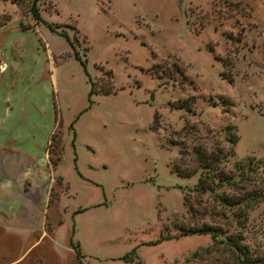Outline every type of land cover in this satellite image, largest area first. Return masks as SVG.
Instances as JSON below:
<instances>
[{"label": "rangeland", "instance_id": "374dc122", "mask_svg": "<svg viewBox=\"0 0 264 264\" xmlns=\"http://www.w3.org/2000/svg\"><path fill=\"white\" fill-rule=\"evenodd\" d=\"M29 4L0 0V152L39 156L48 184L0 198V264H234L178 230L203 224L264 255V0ZM243 190L240 225L214 193Z\"/></svg>", "mask_w": 264, "mask_h": 264}, {"label": "trees", "instance_id": "16d2710c", "mask_svg": "<svg viewBox=\"0 0 264 264\" xmlns=\"http://www.w3.org/2000/svg\"><path fill=\"white\" fill-rule=\"evenodd\" d=\"M35 1L36 0H30V4L28 7V11L30 14V17L36 22L38 21H43V19L40 17L38 10L36 8L35 5ZM4 23V21L0 22V25ZM46 23V22H45ZM48 29L50 30H54L53 27L49 24H47ZM77 57V56H76ZM91 91V90H90ZM72 122V121H71ZM71 122L68 124V127L71 128ZM54 134L52 133L49 139V143L47 146V156H48V162L50 165H54L57 158H58V154H59V149L58 151H54L53 149V145H54ZM226 141L229 144V153H232V149H233V145L236 141V136L234 133L230 132V135H228V137L226 138ZM226 152V151H225ZM54 154V155H52ZM198 157L199 159L203 158L202 153H198ZM247 159H250V157H247ZM246 162V161H244ZM244 162H238L237 165L239 167L242 166V164ZM236 165V166H237ZM208 166H212L211 164ZM212 168V167H211ZM180 175H190L189 173H178ZM203 178L208 179V181H211L212 179L210 178V176L208 174H203ZM203 182V179L201 176H198L196 179V189L197 190H205L207 189L208 191H211V186H204L201 183ZM227 183V184H234L236 182H234V180L231 177H226L223 176L222 178L220 177V179L216 180V185H220L221 183ZM217 199H219L220 202H222V204L226 205V207L229 208H236L238 209V211L236 213H234V211H232V213H234V217L238 216L236 218V222H238V224L242 225V222L244 221V217L246 214L247 209L252 205V203L254 202V200L260 195L258 192H256V190H252V191H246L243 190L240 192V195L235 196V197H227L225 196H221L219 194H215ZM178 230L180 231V235L183 234H191V233H209L211 238L214 239L215 242H219V243H223L224 247H225V251L226 253H228L232 259V262L234 264H264V255H255L251 252V250L245 245V243H243L242 239V235L240 231H236L234 233L231 234H226L225 236H223L222 238H217V235L221 233L220 230L216 229L215 227H212L210 225L207 224H203L202 226H198V227H190V228H185L182 226H178ZM171 236L169 235H161L160 239L163 238H170ZM157 240H153L150 241L148 243H155ZM69 245L73 250L74 256L77 260H79V257H81V254L79 253L78 250V246L77 243H73L69 237ZM195 252H192V255H194ZM128 252H125L121 257L124 260H131V257L128 256Z\"/></svg>", "mask_w": 264, "mask_h": 264}, {"label": "crops", "instance_id": "0c3cea01", "mask_svg": "<svg viewBox=\"0 0 264 264\" xmlns=\"http://www.w3.org/2000/svg\"><path fill=\"white\" fill-rule=\"evenodd\" d=\"M42 160L39 156H30L28 159V155L17 156L0 152V198L7 190L15 193L17 201L23 205L39 204L42 183L45 189L48 184L46 177L49 174Z\"/></svg>", "mask_w": 264, "mask_h": 264}]
</instances>
